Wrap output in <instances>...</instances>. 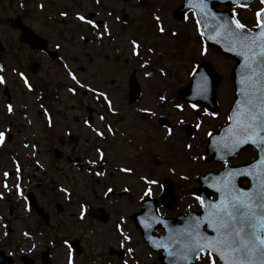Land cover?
<instances>
[{
  "label": "rangeland",
  "instance_id": "1",
  "mask_svg": "<svg viewBox=\"0 0 264 264\" xmlns=\"http://www.w3.org/2000/svg\"><path fill=\"white\" fill-rule=\"evenodd\" d=\"M181 2L0 0V76L6 81L0 84V131L7 130L5 142L0 143V246L13 254L22 248L36 264H41L39 253L45 248H50L54 264H69L70 259L72 264L157 262V254L142 241L130 217L139 210L145 193L158 196L163 177L176 184V204L174 211L159 205V214L169 217L194 209L196 200L179 196L178 189L196 185L198 173L217 167L203 161L201 153L208 133L223 123L233 100L228 83L232 61L203 45L200 52L192 15L182 21L175 16ZM259 8L255 3L248 8L232 6L246 27L254 25L252 14ZM78 13L98 27L77 20ZM16 16L47 40L56 58L19 40V31L10 22ZM133 41L139 45L138 55L133 54ZM204 59L220 76L216 86L220 115L197 119L199 108L189 110L177 103V95L186 87L194 63ZM69 72L86 87H79ZM132 72L142 92L138 101L129 103ZM44 88L56 93L47 104L39 100ZM100 91L112 111L96 95ZM160 96L166 99L161 101ZM160 118L166 119L165 126ZM184 125L199 128L188 135ZM123 167L131 171L122 174ZM28 194L34 196L41 214L28 204ZM101 210L108 215L105 222L98 219ZM74 240L78 254L69 247ZM117 251H124V257L118 258ZM199 261L196 264H207L206 257Z\"/></svg>",
  "mask_w": 264,
  "mask_h": 264
},
{
  "label": "snow or ice",
  "instance_id": "2",
  "mask_svg": "<svg viewBox=\"0 0 264 264\" xmlns=\"http://www.w3.org/2000/svg\"><path fill=\"white\" fill-rule=\"evenodd\" d=\"M234 3L238 0H233ZM99 3V0H97ZM203 4L204 0H200ZM264 4V0H261ZM43 7V5H41ZM61 16H66V12H61ZM236 13H233V17ZM76 19L86 24L96 27V23L91 19H87L83 14H77ZM156 20L159 22L160 17ZM235 25V30L231 29V25ZM225 33H230L234 37V45L240 51L237 55L244 58L245 75L241 80L240 97L236 101V108L233 111L229 120L232 121L228 141L224 148L228 151H234L242 145L252 143L257 145L261 151H264V8L257 13V29L258 32H246L245 25L240 23L238 19H232L225 22L221 26ZM158 30L163 33L164 28L158 23ZM104 32L108 29L105 27ZM220 35L221 33H217ZM203 36L204 34L201 33ZM59 47V45H57ZM139 45L133 41V54L138 55L137 49ZM148 51H152L148 49ZM203 54V52L201 53ZM3 69L0 68V72ZM161 71V75H163ZM73 81L79 84L75 75L68 73ZM145 75H150L145 73ZM21 80L24 81L26 87L31 90V85L25 78L23 73H20ZM6 81L0 76V84ZM79 87L85 88L86 85L79 84ZM89 91L95 89L89 88ZM69 92H74L73 88L68 89ZM200 91H206L205 83L201 84ZM98 97H102L108 104V110L112 111L111 102L105 96L103 91L97 92ZM159 99L164 101L166 97L160 96ZM180 108V105H176ZM195 107V105H193ZM8 111L12 112V106L8 105ZM141 111H147L142 109ZM101 120L104 117L100 118ZM87 123V121H85ZM97 136H104L103 131L94 130ZM6 132L0 131V143H4L6 139ZM108 132H112L108 128ZM168 135H173V129H167ZM211 136V133H209ZM189 147H191L189 145ZM96 151L100 153V149ZM101 158L102 154H101ZM96 163V161H91ZM255 165L252 166L255 169ZM121 171L130 172V168L121 169ZM5 176L8 173L4 174ZM96 175L103 176V172H97ZM236 175L249 176L257 183L250 190H240L232 183V177ZM147 183L152 184L155 181L149 180ZM5 187L7 185L5 184ZM111 191V189H109ZM221 191V189H217ZM224 199L217 205L212 207L210 213L209 227L215 232V236L208 237L200 231V224L202 221L197 220L193 222L191 231L173 241L181 250V259L190 261L204 256L207 259V264H264V157L261 158L259 170L249 172H241L236 170L229 173V179L224 184ZM203 206V201H201ZM83 209V205L81 206ZM83 218V211L81 213ZM119 228V225H117ZM27 235V233H25ZM123 239L128 240L129 237L124 236ZM65 244L68 241L65 240ZM131 251V250H129ZM69 264H72L71 259Z\"/></svg>",
  "mask_w": 264,
  "mask_h": 264
},
{
  "label": "water",
  "instance_id": "3",
  "mask_svg": "<svg viewBox=\"0 0 264 264\" xmlns=\"http://www.w3.org/2000/svg\"><path fill=\"white\" fill-rule=\"evenodd\" d=\"M250 1L252 0H238V2L236 3L246 4V3H249ZM222 2L234 3L233 0H217V1L216 0H204V3L201 4L200 0H184L183 5L179 9H177V12H178V16L181 17L188 9H194L195 12L198 14V20H199L202 32L204 34L203 36L206 42L211 46H214V47L216 46V48L221 53L226 54V55L228 54L232 55L237 59L236 65L233 68V82L236 85L237 91H236V100L233 104V109L230 113V116H232L233 111L236 108V101L237 99L241 98L240 92H241L242 85L240 82L243 79L244 75L240 76V73L245 74V70L243 67L244 58L243 56L237 55V52H239L240 49L235 47L233 43L234 37H232L230 33H225L221 27L225 25L226 21L231 20L230 18L227 17L228 16L227 12H224L221 14H218V12H216L215 5L218 3H222ZM13 23L16 27H18L21 30V36H20L21 40L27 42L28 44H33L40 48H44L45 43L41 41V39H39L29 28L24 26L21 23L19 18H16L13 21ZM231 29L233 31L235 30L234 24L231 25ZM218 32L221 34L218 35L217 34ZM256 32H252V33H256ZM199 71L206 72L208 76L210 77L211 81L209 83H205L206 91L201 92L200 91L201 86H200L196 94L191 92L190 87L193 88L197 85H201L202 83H204L203 80H200L198 77L193 76L192 82L189 83L188 85L189 89H187V91L185 90L186 92L184 91L185 93H183L181 97L183 100L190 101L193 103H201L208 108H212V106L214 105V93H215L216 83L219 78L214 74L212 68L207 63H202L199 67ZM130 87H131L130 96L132 99H134L139 95V88L133 79H132V83ZM231 124H232V121L229 120V124L226 127V129L224 130L222 129L220 131V134L218 136L220 137V139L212 143L207 153L208 157L212 154L211 150L220 145L221 146L217 150L218 158L225 159L228 155L232 153L231 151H228L227 149L224 148L225 143H228V144L231 143L230 141H228ZM223 136H225L226 139ZM247 145L256 146L252 143H247V144L242 145L240 148H243ZM235 151H237V149ZM259 151L261 150L259 149ZM261 152H262V157H264V151H261ZM261 158L258 161L259 165H260ZM32 203L34 204L33 200H32ZM151 234L152 233H149L147 235L150 236ZM182 234H186V233H182ZM215 235L216 234L214 232V236ZM166 237L167 238L173 237V234H170L168 231ZM157 239H159V237H157ZM153 248L157 250L159 249L163 250V253H161L159 256V260L161 264H193L194 260L185 261L181 259V250L177 246V244L175 246L169 245L167 247H164L161 244L157 243L154 245Z\"/></svg>",
  "mask_w": 264,
  "mask_h": 264
},
{
  "label": "flooded vegetation",
  "instance_id": "4",
  "mask_svg": "<svg viewBox=\"0 0 264 264\" xmlns=\"http://www.w3.org/2000/svg\"><path fill=\"white\" fill-rule=\"evenodd\" d=\"M242 187H245L248 182L243 178V180L240 182ZM0 249L3 250L7 255L12 257V263L11 264H36V259L32 258L29 254H26L25 251L21 249H16V252L13 254L12 251H7L5 247L0 246ZM31 249V248H30ZM28 253H30L28 251ZM40 255V253H39ZM24 257H29L30 260L24 259ZM41 262V261H40Z\"/></svg>",
  "mask_w": 264,
  "mask_h": 264
}]
</instances>
